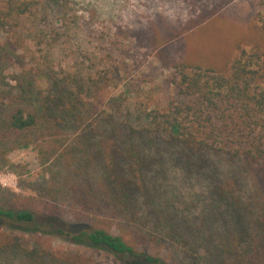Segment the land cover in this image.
<instances>
[{
	"label": "trees",
	"instance_id": "trees-1",
	"mask_svg": "<svg viewBox=\"0 0 264 264\" xmlns=\"http://www.w3.org/2000/svg\"><path fill=\"white\" fill-rule=\"evenodd\" d=\"M182 1L190 13L199 11L187 22L191 30L233 0ZM32 6V0H0V32L14 30ZM17 49L14 42L0 44V172L17 173L8 155L33 147L49 175L46 194L39 196L62 202L61 209L27 208L14 204L10 196L16 195L4 190L9 197H0L1 227L40 235L38 242L57 236L108 252L123 264H264V197L256 186L258 192L244 201L238 186L239 179L248 178L247 167L252 174L257 164L264 170V80L261 67L253 69L256 54L241 51L221 70L172 64L176 93L183 99L167 111L150 112L148 125L137 131L110 115L97 119V110L82 100L84 86L75 80L76 86L61 79L39 89L31 70L11 63ZM11 67L20 70L11 76L13 85L6 76ZM86 124L89 130L83 129ZM157 145L174 148L188 175L206 167L211 155L238 161L241 171L213 180L209 189L227 216L225 231L213 226L218 216L197 223L167 202L166 191L149 175ZM34 244L20 264L54 259L52 249ZM20 248L16 238H0V253ZM152 248L166 251L153 255ZM66 260L87 264L78 255Z\"/></svg>",
	"mask_w": 264,
	"mask_h": 264
},
{
	"label": "rangeland",
	"instance_id": "rangeland-1",
	"mask_svg": "<svg viewBox=\"0 0 264 264\" xmlns=\"http://www.w3.org/2000/svg\"><path fill=\"white\" fill-rule=\"evenodd\" d=\"M32 1L30 12L20 19L14 30L0 32V44L14 42L18 47L11 63L31 70L37 87L42 90L48 87V82L53 84L61 79L82 84V100L97 110V119L110 115L115 122L128 126L126 130L138 131L148 125L150 112L167 111L173 103L183 99L176 93L178 76L174 63L183 61L202 69L221 70L244 51L259 57L253 69L261 67L264 80L262 0H233L191 30L187 22L199 11L190 13L182 0ZM16 70L8 68L6 76L11 79L12 74L20 73ZM9 82L14 84L12 79ZM261 82L259 78L257 83ZM83 129L89 130V125ZM161 140L157 143H162ZM168 148L165 145L152 148L156 149L158 158L149 172L156 184L166 191V201L182 215L195 218L197 223L203 219L211 223L210 217L218 216L212 221L213 226L225 231L227 216L209 189L213 180L241 171L238 161L211 155L206 167L188 175L179 166L174 148ZM8 159L17 173L10 169L0 172V197H9L4 191L9 190L16 195L10 196L16 205L37 210L50 206L61 209V200L39 196L46 194L49 175L40 165L36 149L15 150ZM248 169L245 170L248 178L238 180L244 201L256 186L264 197V175L259 173V169L264 172L262 166L252 167L255 174ZM111 232L117 233L113 227ZM7 236L16 238L21 248L18 252L2 251L0 264H20L25 257L23 252L32 251L34 243L52 249L54 259L47 258L49 261L45 260V264H74L66 258L75 255L81 256L87 264H123L108 252L75 245L57 236H42L38 242L40 235L0 226V238ZM165 251L150 249L153 255H164ZM200 254L204 255V251Z\"/></svg>",
	"mask_w": 264,
	"mask_h": 264
}]
</instances>
